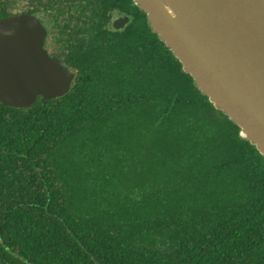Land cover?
<instances>
[{
	"label": "trees",
	"instance_id": "trees-1",
	"mask_svg": "<svg viewBox=\"0 0 264 264\" xmlns=\"http://www.w3.org/2000/svg\"><path fill=\"white\" fill-rule=\"evenodd\" d=\"M27 11L75 78L0 102V264H264V154L134 0H0Z\"/></svg>",
	"mask_w": 264,
	"mask_h": 264
},
{
	"label": "water",
	"instance_id": "water-1",
	"mask_svg": "<svg viewBox=\"0 0 264 264\" xmlns=\"http://www.w3.org/2000/svg\"><path fill=\"white\" fill-rule=\"evenodd\" d=\"M195 85L264 154V0H134ZM128 17L114 21L122 28ZM28 12L0 17V102L26 107L64 95L75 71L45 48Z\"/></svg>",
	"mask_w": 264,
	"mask_h": 264
},
{
	"label": "flooded vegetation",
	"instance_id": "flooded-vegetation-1",
	"mask_svg": "<svg viewBox=\"0 0 264 264\" xmlns=\"http://www.w3.org/2000/svg\"><path fill=\"white\" fill-rule=\"evenodd\" d=\"M62 7H67V6H62ZM28 12V11H27ZM28 13H31V12H28ZM31 14H33V15H35L36 17H38L39 19H40V21L42 22V24L46 27V29L48 30V34H47V37H46V40H45V48L48 50V52L51 54V55H53V56H57L58 57V55H57V51H56V48H55V45L53 44V42H52V29H51V26H50V24H49V17H48V15L45 17V18H42L40 15H38V14H34V13H31ZM66 14H68V13H66ZM121 16H126V17H128L126 14H119V15H117V16H115L113 19H112V21H111V24H112V26L114 27V21L117 19V18H119V17H121ZM129 18V17H128ZM129 20V19H128ZM128 22V21H127ZM126 25V24H125ZM124 25V26H125ZM123 26V27H124ZM122 27V28H123ZM115 28V27H114ZM117 29H121V28H117ZM61 61H62V59L60 58V57H58ZM62 63H64L63 61H62ZM65 64V63H64ZM66 65V64H65ZM68 66V65H67ZM69 67V66H68ZM71 69V68H70ZM74 71V70H73Z\"/></svg>",
	"mask_w": 264,
	"mask_h": 264
},
{
	"label": "rangeland",
	"instance_id": "rangeland-1",
	"mask_svg": "<svg viewBox=\"0 0 264 264\" xmlns=\"http://www.w3.org/2000/svg\"><path fill=\"white\" fill-rule=\"evenodd\" d=\"M130 140V139H129ZM111 149H118L117 148V146L116 145H112L111 146ZM120 149H122V148H120ZM130 149H132V150H134L135 149V151H137V144L136 143H132L131 144V146H130ZM137 152H139V158H142L143 156H144V149H142V148H139L138 149V151ZM112 162H113V160H112ZM111 162V163H112ZM128 163V162H127ZM130 164L131 165H135L134 163H132V161H130ZM112 165V164H111ZM128 167V166H127ZM132 168H133V166H129L128 168H126L125 166L123 167V169L126 171V173H127V177L128 178H133L134 177V175H132Z\"/></svg>",
	"mask_w": 264,
	"mask_h": 264
}]
</instances>
